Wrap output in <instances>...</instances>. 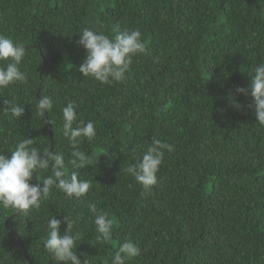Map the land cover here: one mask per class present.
Returning <instances> with one entry per match:
<instances>
[{"label":"trees","instance_id":"1","mask_svg":"<svg viewBox=\"0 0 264 264\" xmlns=\"http://www.w3.org/2000/svg\"><path fill=\"white\" fill-rule=\"evenodd\" d=\"M86 27L142 33L146 52L121 82L79 72ZM0 35L25 47L20 67L29 77L0 90V108L4 100L25 108L21 119L0 112V154L30 136L67 160L68 102L97 130L80 145L93 157L80 170L92 184L83 203L53 188L27 214L0 207V264H56L44 247L47 221L67 215L80 217L77 256L90 264H112L126 239L141 248L128 264H264V125L251 95L237 96L242 111L229 101L264 62V0H0ZM41 96L54 101L45 115ZM153 139L174 151L164 150L158 183L145 191L123 169L136 163L128 149L139 156ZM47 174L33 173V183ZM89 202L113 221L110 242L96 241Z\"/></svg>","mask_w":264,"mask_h":264},{"label":"clouds","instance_id":"2","mask_svg":"<svg viewBox=\"0 0 264 264\" xmlns=\"http://www.w3.org/2000/svg\"><path fill=\"white\" fill-rule=\"evenodd\" d=\"M78 45L86 50V57L79 66L83 77L92 78L102 84L121 82L133 63V57L146 52L140 30H117L112 37L97 29L84 28L79 34ZM25 47L19 42L0 35V90L8 89L16 83L27 84L28 74L21 71L22 61L26 55ZM238 95H251L257 121L264 125V62L251 70L248 87H237L229 95L231 107L242 111L244 106L237 100ZM5 107L0 112L10 114L12 118L21 119L25 108L3 101ZM54 101L49 96H41L36 105L41 115L51 112ZM75 102H68L62 109L61 133L72 151L67 158L63 153L43 152L35 146L36 141L30 136L21 139L10 155L0 154V207L12 209L17 213L27 214L39 209L41 202L49 197L52 189H58L67 198H75L82 203L89 194L92 184L81 178L80 170L89 168L93 157L81 150V141H92L97 130L92 121L84 122L77 114ZM124 146L121 150L125 149ZM131 151L136 163L129 164L123 171L132 176L145 191L151 190L158 183V173L164 160L165 151L173 152L174 147L168 143L153 139L151 144L142 149L137 156V149ZM123 152V151H122ZM71 166V173L65 171ZM50 173L45 175L41 184L33 183V173ZM93 217L98 243L110 242L113 238V221L109 214L98 209L96 203L86 205ZM79 215H67L63 221L53 216L47 221V236L44 247L51 254L56 264H90V258L81 260L77 256V242L82 232L77 228ZM62 224L66 227L61 231ZM141 255V248L132 240L126 239L112 257V264H128ZM92 264V260H91Z\"/></svg>","mask_w":264,"mask_h":264},{"label":"water","instance_id":"3","mask_svg":"<svg viewBox=\"0 0 264 264\" xmlns=\"http://www.w3.org/2000/svg\"><path fill=\"white\" fill-rule=\"evenodd\" d=\"M50 137H51V141H52V150H53L54 143H53V136H52V134H51V131H50ZM11 218H12V217H11ZM11 218H9V219L6 220V222H5L6 226L8 225V222L10 221Z\"/></svg>","mask_w":264,"mask_h":264}]
</instances>
